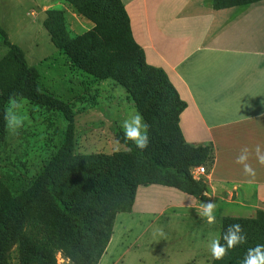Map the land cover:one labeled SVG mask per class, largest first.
I'll list each match as a JSON object with an SVG mask.
<instances>
[{
    "label": "rangeland",
    "instance_id": "obj_1",
    "mask_svg": "<svg viewBox=\"0 0 264 264\" xmlns=\"http://www.w3.org/2000/svg\"><path fill=\"white\" fill-rule=\"evenodd\" d=\"M0 28L8 42L21 49L27 65L34 68L40 90L52 93L73 108L72 170L64 167L60 176L53 175L57 190L75 211L95 208L94 192L102 199H113L110 202L117 206L123 191L114 177L118 161L131 170L137 171V167L134 168L136 160L129 149L116 140L115 131L123 132L122 121L137 109L124 84L107 77L113 69L96 58L97 53L79 61L85 53L84 35L94 28V23L78 13L69 0H0ZM63 38L70 45L67 52L59 48ZM12 54L13 49L3 43L0 35V94L10 90L18 77L19 65ZM13 100L21 105L16 111L23 127L13 132L5 121L0 140V209L37 176L61 144L64 127L59 114L44 102L34 100L27 90L17 91L6 110ZM190 133L185 129V134ZM166 149L169 155L176 150L173 145ZM98 168L111 175L94 173L93 177L91 171ZM204 175L198 180L204 182ZM149 185L136 187L130 212L120 210L113 215L106 205L109 215L114 216L112 233L98 264H210L209 245L211 240L219 239L222 219L251 217L261 207L254 199L243 206L223 207L216 203V222L209 225L196 211L203 198L189 197L198 201H185L187 209L174 210L166 207L173 197L158 189L169 186ZM29 218L55 237L51 246L58 264H78L79 257L67 252L68 220L46 195L38 196L20 215L23 222ZM20 256L19 243L12 239L5 253L8 264H19Z\"/></svg>",
    "mask_w": 264,
    "mask_h": 264
},
{
    "label": "trees",
    "instance_id": "obj_2",
    "mask_svg": "<svg viewBox=\"0 0 264 264\" xmlns=\"http://www.w3.org/2000/svg\"><path fill=\"white\" fill-rule=\"evenodd\" d=\"M257 1L261 0H211V5L214 9L232 6L243 8ZM69 3L78 13L94 23V28L84 35L86 41L84 46L82 44V51L85 53L79 61H86L88 55L93 58L97 53L96 58L103 59L107 68L112 67L113 72L107 77L124 84L133 97L137 111L150 126L149 146L141 151L131 141H125L123 132L115 131L116 140L129 149V154L136 160L134 168L137 167V171L131 170L118 161V173H115L114 177L115 182L123 187L116 201L118 205L113 206L110 202L113 199H102L100 194L94 192L95 208L88 211H75L70 208L57 190L53 175L60 176L64 167L72 170L70 162L74 157L73 108L53 97L52 93L40 90L34 68L27 65L21 49L10 44L5 32L0 28L3 43L13 49L12 59L19 65L18 77L12 88L0 94V140L4 134L6 104L17 91L27 90L34 100L44 102L59 114L58 117L64 122L61 144L48 157L29 185L0 209V264H8L5 253L12 239L20 246L19 264H58L51 246L55 237L48 231L43 232L37 221H31L29 218L23 222L20 219L24 210L40 195H46L50 204L68 220L67 252L79 257L78 264H98L112 233L113 212L132 210L138 185L169 186L204 199V182L194 179L190 170L203 164L207 165H203L207 170L211 168L212 145L194 147L184 141L179 117L187 102L180 98L163 68L145 61L143 48L133 39L129 17L122 1L69 0ZM54 42L58 47L57 39ZM69 47L68 40L63 38L60 50L67 52ZM172 145L176 150L170 155L166 154V146ZM138 171L140 173H137ZM94 173L111 175L110 171H101L99 168L95 172L91 171L93 177ZM106 205L110 207V213L113 215H109ZM231 224L242 226L247 237L246 242L229 249L221 260L212 258L210 264H242L249 248L264 245V208H259L251 217H224L220 225L221 244L225 243L222 236Z\"/></svg>",
    "mask_w": 264,
    "mask_h": 264
},
{
    "label": "crops",
    "instance_id": "obj_3",
    "mask_svg": "<svg viewBox=\"0 0 264 264\" xmlns=\"http://www.w3.org/2000/svg\"><path fill=\"white\" fill-rule=\"evenodd\" d=\"M121 1L145 61L163 68L187 102L179 117L185 142L212 145L202 203L243 206L254 199L264 208V165L254 153L256 145L264 148V0L221 9L211 0ZM245 146L253 150L254 176L235 162ZM158 189L173 197L166 207L174 210L196 200Z\"/></svg>",
    "mask_w": 264,
    "mask_h": 264
},
{
    "label": "clouds",
    "instance_id": "obj_4",
    "mask_svg": "<svg viewBox=\"0 0 264 264\" xmlns=\"http://www.w3.org/2000/svg\"><path fill=\"white\" fill-rule=\"evenodd\" d=\"M20 107L21 105L13 100L5 112L4 118L7 127L13 132H17L23 127V120L16 111ZM149 127L148 123L144 121L142 114L138 111L130 113L129 117L121 123L125 141H131L141 151L146 150L149 146ZM252 151L247 146L243 147L235 161L237 164L242 165L243 173L248 176L255 175V169L248 163ZM254 153L256 161L260 165H264V148L258 144L254 148ZM215 209L216 203L209 200L206 203H202L201 207L197 208L196 211L200 218L204 219L209 225H212L216 222ZM222 239L225 242L224 244H221L219 239H213L210 242L209 251L214 260L223 259L229 249L245 243L247 237L240 224H231L223 233ZM242 264H264V245H256L255 247L249 248Z\"/></svg>",
    "mask_w": 264,
    "mask_h": 264
},
{
    "label": "built area",
    "instance_id": "obj_5",
    "mask_svg": "<svg viewBox=\"0 0 264 264\" xmlns=\"http://www.w3.org/2000/svg\"><path fill=\"white\" fill-rule=\"evenodd\" d=\"M190 173L194 179H198L200 175L205 173V167L203 165L194 166L191 168Z\"/></svg>",
    "mask_w": 264,
    "mask_h": 264
}]
</instances>
